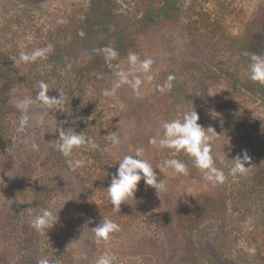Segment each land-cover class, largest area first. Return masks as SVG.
<instances>
[{"label": "rangeland", "instance_id": "374dc122", "mask_svg": "<svg viewBox=\"0 0 264 264\" xmlns=\"http://www.w3.org/2000/svg\"><path fill=\"white\" fill-rule=\"evenodd\" d=\"M163 7L168 13L159 12ZM48 44L46 60L15 63L21 51ZM103 47L118 51L114 68L96 51ZM129 52L154 60V79L137 74L144 81L139 96L127 85L104 96L115 66L129 68ZM251 53L264 54V0H0V264L44 257L95 264L104 252L115 256L114 264H192L191 252L193 264H264V85L249 79ZM169 74L176 79L161 114L154 109L156 85ZM41 80L49 96L58 98L57 89L66 95L70 114L50 112L47 126L33 123L18 133L17 99L35 97ZM193 109L198 123L217 133L212 155L226 179L215 187L182 152L175 158L188 165V175L164 168L170 150L149 144L163 134V121ZM43 111L30 110L33 118ZM58 124L101 148L117 132L121 144L110 155L74 152L72 159L92 163L70 171L51 146ZM137 147L167 190L157 193L142 179L134 198L113 212L106 188L117 161ZM244 151L250 172L228 175L230 159ZM206 197L226 201L227 219H190ZM45 208L58 214V223L42 235L31 221ZM103 218L121 231L97 244L94 228Z\"/></svg>", "mask_w": 264, "mask_h": 264}, {"label": "clouds", "instance_id": "9594fccd", "mask_svg": "<svg viewBox=\"0 0 264 264\" xmlns=\"http://www.w3.org/2000/svg\"><path fill=\"white\" fill-rule=\"evenodd\" d=\"M80 35H84L82 32ZM53 46L48 44L43 48H36L30 52L21 51L16 64H32L38 60H46L48 54L52 51ZM96 51L102 53L105 63L111 69L114 68L113 61H117L119 57L118 51L113 47H103ZM245 55H248L245 53ZM250 63L248 66L249 79L253 82L264 85V54L251 53ZM129 68L127 70L119 69L114 72L115 79L112 82L110 89H104L102 94L104 96H114L117 90L122 86H129L133 92L139 96L140 89L143 85V80L138 73L144 74V79L152 81L154 76L151 73L154 60L152 58L140 59L135 52H129L127 56ZM176 77L169 74L163 84L156 85V90L161 94L170 92L174 87ZM39 91L35 97L24 96L18 98L16 108L19 112L18 121L16 122V131L24 133L28 128L33 126L45 127L49 124L46 119L51 113L57 110L63 113L67 112V97L59 89L58 98L49 96V84L41 80L38 82ZM34 105H40L44 111L37 117L33 118L31 115V108ZM70 114V113H69ZM199 115L193 109L185 111L182 117L163 121L161 127L163 134L159 138L153 136L149 138V144L157 146L159 149L170 150L171 157L163 161V167L172 170L176 174L188 175L189 167L182 160L175 158L177 154L184 153L190 157L195 168L201 171L203 180L213 187L224 183L226 179L225 172L215 166V160L212 155L211 142L216 138V132L213 128L205 129L198 123ZM71 131L56 125V133L58 139L52 142L51 146L66 158V163L70 171H75L78 168L91 164L92 160L88 159H72L74 152L77 151H100L104 154H111L114 148L121 144V139L116 133L108 134L111 138L109 145L103 148L91 136H86L84 132L77 133L73 128ZM209 132L212 135H209ZM31 148L39 151V144L34 140L31 142ZM233 163L228 167V175L237 177L243 176L250 172L252 167H245V164L250 161L247 152H242L234 159H230ZM118 168L112 175L111 184L106 188L107 197L112 206L113 212H120L121 204L128 201L129 198H134L138 183L143 179L146 186H150L156 190L157 193L167 190L164 179L158 182V176L154 172V168L149 160L144 158V149L137 147L132 154H126L119 159ZM159 169L160 168H156ZM58 223V214L53 210L45 208L37 214L31 221V226L40 234L47 235L48 229L53 228ZM121 231V227L112 219H104L94 228V235L96 243L107 241L115 233ZM115 256L110 252H104L99 255L95 264H114ZM37 264H55V261L48 257L41 258Z\"/></svg>", "mask_w": 264, "mask_h": 264}, {"label": "trees", "instance_id": "16d2710c", "mask_svg": "<svg viewBox=\"0 0 264 264\" xmlns=\"http://www.w3.org/2000/svg\"><path fill=\"white\" fill-rule=\"evenodd\" d=\"M165 7L161 8L159 12H162V14H166L168 12H164ZM161 14V15H162ZM164 16V15H163ZM31 79H28L27 83L32 84L30 82ZM165 81L164 77L161 78L160 83L163 84ZM166 97V93L161 94L160 92H157L154 98V109L159 113L163 114V101ZM107 175V174H106ZM108 178V175L106 176ZM107 209V208H106ZM190 219L196 221L198 218L201 219L204 216H215L219 219H227L228 217V209L227 204L225 200H222L220 198H214L209 197L205 198L204 201L199 200L197 206H195L191 212L189 213ZM188 260H190L193 263L197 262V257H195V254L193 252L190 253V256L188 257ZM192 263V264H193Z\"/></svg>", "mask_w": 264, "mask_h": 264}]
</instances>
